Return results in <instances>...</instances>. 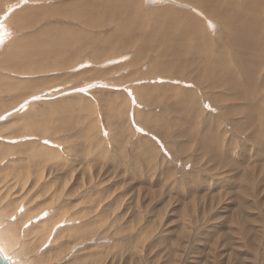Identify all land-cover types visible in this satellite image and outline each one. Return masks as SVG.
Returning a JSON list of instances; mask_svg holds the SVG:
<instances>
[{"label":"rangeland","instance_id":"rangeland-1","mask_svg":"<svg viewBox=\"0 0 264 264\" xmlns=\"http://www.w3.org/2000/svg\"><path fill=\"white\" fill-rule=\"evenodd\" d=\"M201 2L0 0V219L58 231L7 262L264 264V1L253 59Z\"/></svg>","mask_w":264,"mask_h":264},{"label":"bare ground","instance_id":"bare-ground-1","mask_svg":"<svg viewBox=\"0 0 264 264\" xmlns=\"http://www.w3.org/2000/svg\"><path fill=\"white\" fill-rule=\"evenodd\" d=\"M202 2H201V4L203 5V8L205 9V7L207 8V10H209V12H211V15L213 14V15H215V16H221V17H226V18H229V17H233L234 18V24H233V27H231V30H232V34L234 33V35H235V37H236V40H238V41H240L242 44H241V46H240V48L242 49V46H243V52H245L246 53V55L248 56V58H252V56H253V53H254V51H256L255 53H257L258 51L260 52L262 49H263V44H262V42H263V37H262V35L260 34V32L261 31H259V28H260V26H261V22L259 23V20H256L258 17H257V10L258 9H256V7H255V3H261L260 1H262V0H246V6L244 5V7H242V6H240V5H238V4H235V5H238V6H235V5H233V4H230V2H231V0H201ZM234 1H238V0H234ZM240 1V0H239ZM241 1H243V0H241ZM264 1V0H263ZM195 3L197 4V2L195 1ZM232 3V2H231ZM264 3V2H263ZM200 4V5H201ZM195 5V4H194ZM264 5V4H263ZM126 7L127 6H122V10H125V12H127V10L128 9H126ZM88 8V7H87ZM196 8V7H195ZM116 11H117V9L116 8H114ZM89 10V9H88ZM111 10L112 9H110L109 8V6L107 7L106 6V8L104 9V11H103V13L104 14H107V13H111ZM90 11V10H89ZM261 11V10H260ZM84 12H87L88 13V11H86V9H85V11ZM119 13H117L120 17L121 16H123V17H126L127 19H125L124 21H122L121 22V24H120V28L118 29V35H117V41H120V43L121 42H123L122 43V45H124V42L125 43H127V42H129V41H127V40H130L131 38L130 37H132V36H130V37H128V35H127V33H129V32H131V28H132V26L134 25V23L136 24V21H132L131 19H129V17L128 16H124V15H122V14H124L125 12H123V11H121V10H119L118 11ZM76 13V12H75ZM116 14V15H117ZM158 14H160V13H158ZM208 14H210V13H208ZM117 15V18L119 17ZM126 15V14H125ZM160 15H162L163 16V14H160ZM119 17V18H120ZM166 18V17H165ZM165 18H162V19H165ZM192 18V17H191ZM121 19H123L122 17H121ZM139 19V18H138ZM185 19V18H184ZM184 19H183V21H184ZM190 19V18H189ZM166 21H167V23H162L161 21V24H159L160 25V27H161V29H160V31H163L162 32V36L160 37V39L162 40V41H164L165 39V37H168L169 35L170 36H172V37H169L170 38V41H167V43H168V45H167V51H168V53L170 52V53H172V54H174L175 56L179 53V52H181L180 50H182L181 49V47H182V44H183V42L185 43L186 42V40H187V38L189 37V34H190V32H191V30H190V26L188 27V24H184V25H182V23H179V22H175V21H173V22H169L168 23V20L167 19H165ZM191 20V19H190ZM189 20V21H190ZM192 20H193V18H192ZM186 22V21H185ZM191 22V21H190ZM194 20H193V24H194ZM141 23V22H140ZM179 24V25H178ZM263 24V23H262ZM192 25V24H191ZM228 25V24H227ZM196 26V25H195ZM138 27H140V26H138ZM191 28H192V26H191ZM195 28H197V27H195ZM227 28H229V27H227ZM193 29V28H192ZM230 29V28H229ZM141 30H142V28H141ZM156 30V29H155ZM197 30V29H196ZM5 31V30H4ZM148 31V30H147ZM194 31V30H193ZM230 31V30H229ZM145 33H146V31H145ZM144 33V34H145ZM158 33V32H157ZM156 33V34H157ZM193 33V32H192ZM126 34V35H125ZM133 34V33H132ZM260 34V35H259ZM63 35V34H62ZM120 35V36H119ZM130 35V34H129ZM135 35V34H134ZM152 35V34H151ZM150 34H149V37L151 36ZM165 35V36H164ZM168 35V36H167ZM175 35H177V36H175ZM55 36V35H54ZM66 36V35H65ZM69 36V35H68ZM82 36V35H81ZM138 36V35H137ZM141 36V35H140ZM145 36V35H144ZM153 36V35H152ZM152 36L150 37V38H152ZM155 36V35H154ZM154 36H153V38H154ZM191 36H192V34H191ZM52 37V36H51ZM56 37V36H55ZM54 37V38H55ZM175 37V39H178V41L177 42H173L174 44H173V46H172V48L171 47H169V44L171 43L172 44V42L171 41H174L173 40V38ZM232 37V36H231ZM49 38V37H48ZM54 38L52 37L51 39H49V40H47V48L48 47H55V48H57L58 46H60V47H63V46H68L70 43V41H69V37L68 38H61L60 40H58L57 42H55L54 41ZM86 38V37H85ZM128 38H130V39H128ZM132 38H134V37H132ZM147 38V37H146ZM145 38V39H146ZM156 38V37H155ZM154 38V39H155ZM53 39V40H52ZM149 39V38H148ZM153 39V40H154ZM168 39V38H167ZM191 39V38H190ZM189 39V40H190ZM150 40V39H149ZM148 40V41H149ZM160 40V41H161ZM234 39L232 38V41H233ZM69 41V42H68ZM92 41H94V40H92ZM147 41V40H146ZM166 41V40H165ZM102 42V41H101ZM115 42V41H114ZM132 42H133V40H132ZM237 42V41H236ZM150 43H151V40H150ZM92 44V43H91ZM98 44H100V43H98ZM98 44H96L97 46H100V45H98ZM102 44V48H103V43H101ZM106 43H104V45H105ZM141 44V43H140ZM232 44H233V46H234V44H235V42L233 43L232 42ZM240 44V43H239ZM109 45V44H108ZM141 45H143V44H141ZM190 45V44H189ZM189 45H188V47H189ZM237 45V44H236ZM235 45V46H236ZM113 46V45H112ZM144 46V45H143ZM156 46V45H155ZM154 46V47H155ZM162 46V45H161ZM263 46V47H262ZM60 47H58V49L60 48ZM237 48H238V46H237ZM67 49H68V47H67ZM99 49H101V47H99ZM155 49V48H154ZM236 49V48H235ZM245 50V51H244ZM34 51V50H33ZM241 51V50H240ZM239 51V52H240ZM25 52V51H24ZM233 52V51H232ZM258 52V53H259ZM160 53V52H159ZM165 54H166V52H164ZM177 53V54H176ZM241 53V52H240ZM163 54V53H162ZM160 55V54H159ZM170 55V54H169ZM183 55H184V53H183ZM245 54H243V56H244ZM172 56V55H171ZM166 57V56H165ZM183 57V56H182ZM223 57V59H224V56H222ZM253 57H255V56H253ZM167 58V57H166ZM160 59H163L162 57L160 58ZM165 59V58H164ZM172 59V58H171ZM209 59V58H208ZM222 59V60H223ZM253 59V58H252ZM166 61L168 60V59H165ZM214 60H216V58L215 59H212V58H210L209 59V61H212V63L210 64V66H213V65H217L218 66V68H219V66L220 65H222V63H223V65L225 64L224 62H220L219 60H217L218 61V63H217V61H215V64H214ZM221 60V61H222ZM162 61V60H161ZM171 61V60H170ZM172 61H173V59H172ZM208 61V60H207ZM208 61V62H209ZM245 61L247 62V64H250L251 65V60H246L245 59ZM168 62V61H167ZM197 62H198V60H197ZM201 62V61H200ZM199 62V63H200ZM220 62V63H219ZM226 62V61H225ZM172 63V65H173V62H171ZM197 64V63H196ZM222 65V66H223ZM169 66H171V65H169ZM175 66V65H174ZM190 66V65H189ZM162 67H163V65H162ZM178 67V66H177ZM221 67V66H220ZM228 67V66H227ZM248 67V66H247ZM250 67V66H249ZM255 66H253V68H254ZM168 68V67H167ZM170 68V67H169ZM204 68V67H203ZM243 68V67H242ZM214 70H215V68H214ZM219 70V69H218ZM229 70V69H228ZM243 71H244V69H243ZM249 70H247V71H244V72H246V73H244V72H242V76H244V77H246L247 79H249V77L251 78V76L254 74V73H256V72H248ZM244 74V75H243ZM211 75H213V74H211ZM254 76V75H253ZM257 76V75H256ZM211 77V76H210ZM214 77V75L212 76V78ZM225 78H226V75H225ZM254 78V77H253ZM228 79H229V77H228ZM228 79H226L227 81H228ZM232 79V78H231ZM230 80V79H229ZM225 81V80H224ZM254 81H255V79H254ZM218 82V81H217ZM229 82V81H228ZM252 82H253V80H252ZM226 83V82H225ZM230 83H228V85H229ZM233 83V81L231 80V84H230V86L232 85V87L234 88L235 86L234 85H236V84H234ZM239 84V83H238ZM238 84H237V86H238ZM242 84V83H241ZM245 85H247V84H245ZM251 85V84H250ZM254 85V84H253ZM253 85H251V87H253ZM223 87V86H222ZM240 87V86H239ZM238 87V88H239ZM250 86H248V88H249ZM237 88V87H236ZM235 88V89H236ZM245 90V89H244ZM43 92V91H42ZM250 92V91H249ZM240 94V93H239ZM244 94V93H243ZM249 94V93H248ZM255 95H256V93H255ZM247 96V95H246ZM240 97V96H239ZM242 97V96H241ZM238 98V97H237ZM249 98V97H248ZM250 99V98H249ZM251 102V101H250ZM174 106V105H173ZM23 109H25V108H23ZM18 112V111H17ZM24 118V117H23ZM25 119H27V118H25ZM24 119V120H25ZM37 120V119H36ZM31 121H32V123H34V121L31 119ZM31 123V122H30ZM29 124V123H28ZM27 124V125H28ZM40 124V123H39ZM32 125V124H31ZM36 125V124H35ZM34 125V126H35ZM31 129H33V128H31ZM30 129V130H31ZM34 130V129H33ZM35 131V130H34ZM22 205V203L19 205V206H21ZM27 205H28V203H27ZM52 207V206H51ZM17 208H19V207H17ZM25 208V207H24ZM23 209V208H22ZM27 209H28V207H27ZM25 210V209H24ZM41 211H43V210H41ZM16 213H18V211L16 212ZM43 212H41V214H42ZM22 213H20V215H21ZM24 214H25V212H24ZM38 214H40V212L38 213ZM38 214H35V215H38ZM18 215H19V213H18ZM35 215H33V216H31L29 219H31V218H33V217H37V219H38V217L39 216H35ZM44 215V214H43ZM46 215V214H45ZM14 216V215H13ZM15 217V216H14ZM14 217H12V218H14ZM44 217H46V216H44ZM11 218V219H12ZM41 218V217H40ZM47 218V217H46ZM50 218V217H49ZM43 219V218H42ZM41 220V219H40ZM49 220L50 219H48L47 218V220H44L42 223L40 222H37L36 223V225H34V226H32V227H27V221L29 222V220H24V217L23 218H19V222L17 221H11L10 219H8V221H10V223H8L7 224V220H5V221H2L1 219H0V251H1V255H3L4 256V258L5 259H7V257H8V254L10 253V250H13L14 248H19V250H21L25 245L27 246L28 244H29V240H28V238L27 237H29L30 236V231L31 230H34V233H35V235L37 236H35V238L33 239V240H35V241H37V240H46L47 238H49V240H52L53 239V237L55 238L56 237V235H57V233H56V231H55V229L57 228H55L54 229V227H53V229L51 230V229H49V228H47V226H46V224H47V222H49ZM35 221H36V218H35ZM35 221H34V223H35ZM37 221H39V220H37ZM60 221V220H59ZM5 222V223H4ZM25 223V224H24ZM6 224V225H5ZM21 224H24V228H25V230L26 231H22V229L20 228V225ZM58 224V223H57ZM57 224H56V226H57ZM2 225V226H1ZM26 225V226H25ZM29 225H31V222H30V224ZM59 225V224H58ZM36 228H39V231H36ZM58 232V231H57ZM47 241V240H46ZM45 241V242H46ZM51 242V241H50ZM47 243V242H46ZM45 243V244H46ZM51 244V243H50ZM43 248V247H42ZM44 249V248H43ZM43 249H42V251H43ZM38 250V249H37ZM39 251H41V248H40V250ZM44 252V251H43ZM43 252H41V253H43ZM41 253H39V254H41ZM10 255H11V253H10ZM38 255V254H37ZM14 256V255H13ZM9 263V262H8ZM10 264V263H9Z\"/></svg>","mask_w":264,"mask_h":264},{"label":"water","instance_id":"water-1","mask_svg":"<svg viewBox=\"0 0 264 264\" xmlns=\"http://www.w3.org/2000/svg\"><path fill=\"white\" fill-rule=\"evenodd\" d=\"M0 264H9L0 253Z\"/></svg>","mask_w":264,"mask_h":264}]
</instances>
